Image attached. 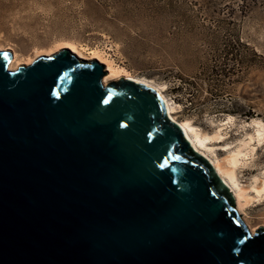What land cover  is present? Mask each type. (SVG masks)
<instances>
[{
	"label": "water",
	"instance_id": "water-1",
	"mask_svg": "<svg viewBox=\"0 0 264 264\" xmlns=\"http://www.w3.org/2000/svg\"><path fill=\"white\" fill-rule=\"evenodd\" d=\"M0 50V264H264L154 89L64 49Z\"/></svg>",
	"mask_w": 264,
	"mask_h": 264
},
{
	"label": "rangeland",
	"instance_id": "rangeland-1",
	"mask_svg": "<svg viewBox=\"0 0 264 264\" xmlns=\"http://www.w3.org/2000/svg\"><path fill=\"white\" fill-rule=\"evenodd\" d=\"M65 43L105 73L100 57L163 85L173 116L209 136L213 160L253 149L235 168L248 197L236 209L251 233L264 228V193L254 189L264 180V140H251L249 124L264 123V0H0V45L20 66Z\"/></svg>",
	"mask_w": 264,
	"mask_h": 264
},
{
	"label": "bare ground",
	"instance_id": "bare-ground-1",
	"mask_svg": "<svg viewBox=\"0 0 264 264\" xmlns=\"http://www.w3.org/2000/svg\"><path fill=\"white\" fill-rule=\"evenodd\" d=\"M64 49H69L71 54L75 55L78 59L85 58L83 54L72 44L65 43ZM1 51H8V49L3 48L2 45H0ZM100 63H104L106 65V72L109 73L108 76L105 77L103 83L104 85H107L111 82H117L120 81L122 78L124 79H131L137 83L144 84L152 89H154L159 95L161 96L165 107L167 109V113L169 117L178 123V125L183 130L187 140L190 142L191 146L195 151H197L199 154L203 155L208 161L212 164L214 167L216 173L219 175V177L222 179V181L227 185L229 188L231 194L234 197L235 204L237 205V209L241 212L243 209V201L245 200L247 202V194L246 192L240 187L238 184V181L236 179L235 175V168L240 162L241 156H248L253 152V149H248L247 144L243 145V149H238L236 152H234L230 157L226 160V162L221 163L219 160H213L209 155L204 151L206 149V141L209 139V136L206 134L201 133L199 130H197L191 123V121L187 120L184 122L178 121L174 116L175 107L171 104L169 99L164 94V86L163 85H157L151 81H147L145 79H139L131 76L125 69L121 67H117L114 65L113 62L99 58ZM21 63L17 57V54H14L12 57V60L9 64L10 70H16L20 67ZM233 120L232 116H229L224 124L222 126H226V124H229ZM255 125V136L251 137V140L254 139L257 140V143H261L264 140V123L260 120H252L251 123ZM248 124V125H249ZM250 146V145H249ZM243 161V160H242ZM258 184V183H257ZM256 193L261 196L262 193H264V180L259 183L256 188H254ZM245 202V203H246ZM254 231V230H253ZM254 234V233H253Z\"/></svg>",
	"mask_w": 264,
	"mask_h": 264
},
{
	"label": "trees",
	"instance_id": "trees-1",
	"mask_svg": "<svg viewBox=\"0 0 264 264\" xmlns=\"http://www.w3.org/2000/svg\"><path fill=\"white\" fill-rule=\"evenodd\" d=\"M173 90L177 92V91H179V88H174Z\"/></svg>",
	"mask_w": 264,
	"mask_h": 264
}]
</instances>
